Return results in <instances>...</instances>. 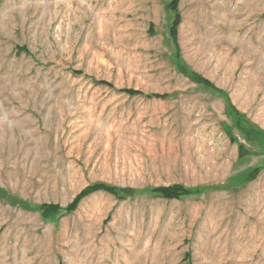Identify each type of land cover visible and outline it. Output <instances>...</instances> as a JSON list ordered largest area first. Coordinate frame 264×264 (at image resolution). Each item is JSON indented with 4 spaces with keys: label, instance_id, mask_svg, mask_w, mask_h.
I'll list each match as a JSON object with an SVG mask.
<instances>
[{
    "label": "rangeland",
    "instance_id": "374dc122",
    "mask_svg": "<svg viewBox=\"0 0 264 264\" xmlns=\"http://www.w3.org/2000/svg\"><path fill=\"white\" fill-rule=\"evenodd\" d=\"M0 264H264V0H0Z\"/></svg>",
    "mask_w": 264,
    "mask_h": 264
},
{
    "label": "trees",
    "instance_id": "16d2710c",
    "mask_svg": "<svg viewBox=\"0 0 264 264\" xmlns=\"http://www.w3.org/2000/svg\"><path fill=\"white\" fill-rule=\"evenodd\" d=\"M237 183H238V180L231 182L232 185H236ZM99 190H104V191L112 192L113 191V188H111L109 186H106V185H103V184H94V185H91L88 188L84 189L77 196V198H80V197L85 196V195L90 194V193L97 192ZM155 191L158 192V193H160L164 197H171V198H179L181 196H184V195L190 193L189 190H186V189H184L183 187H180V186L159 188V189H157ZM52 207H55L56 208V206H54V205H43L42 206V208H45V211L46 212L49 209H51ZM69 208H71V206Z\"/></svg>",
    "mask_w": 264,
    "mask_h": 264
}]
</instances>
